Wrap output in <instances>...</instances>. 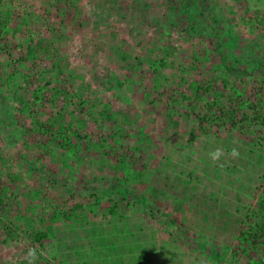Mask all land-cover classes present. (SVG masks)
<instances>
[{"label":"rangeland","instance_id":"rangeland-1","mask_svg":"<svg viewBox=\"0 0 264 264\" xmlns=\"http://www.w3.org/2000/svg\"><path fill=\"white\" fill-rule=\"evenodd\" d=\"M124 215L149 264H264V0H0V264H105Z\"/></svg>","mask_w":264,"mask_h":264},{"label":"trees","instance_id":"trees-1","mask_svg":"<svg viewBox=\"0 0 264 264\" xmlns=\"http://www.w3.org/2000/svg\"><path fill=\"white\" fill-rule=\"evenodd\" d=\"M167 156L162 155L160 157V162L163 163L162 167H157L155 169V175H158L159 178H156V183H153L160 187L170 189L172 187H176V184L187 185L190 183L192 177V171H185V168L179 167L175 162H172ZM169 165V168H164L165 166ZM159 179V180H158ZM173 180L172 183H167L166 180ZM182 181V182H177ZM158 181V183H157ZM160 181V182H159ZM194 188V186H192ZM185 190L184 188H182ZM213 193L210 192L209 196L212 198ZM208 197L203 199V204H207ZM115 205L110 206L109 211L110 213L115 212ZM219 214L222 218H229L232 214L230 212H223L222 210L219 211ZM108 227L106 228L103 224L91 222L90 230L91 240L97 244L98 247H94L96 253L94 255H103L106 254L103 259L105 264H149L147 262L151 261V257L153 256L154 260H158L159 256L156 252V241L154 237V232L152 228H146L143 222L138 218L132 215H124L118 216L117 219L109 220ZM227 221L222 220L218 221V227H225ZM86 228V230H88ZM31 237L34 241L39 242L41 238L45 236V232L35 230L30 231ZM102 233H105L103 237L101 236ZM107 240L106 241L104 240ZM105 244L107 246H105ZM60 246V244H59ZM160 247H163L161 245ZM162 252H160V256L163 258L159 260V264H165L164 260L168 257L170 262L166 264H175L176 257L175 252L173 253L168 247L164 246L162 248ZM161 250V249H160ZM115 251L122 253L120 256L118 255L116 258H112L109 256V253ZM179 252L180 254L182 251H176V254ZM130 254L129 256H124L123 254ZM173 257V258H172ZM129 258V260H127ZM103 261V262H104Z\"/></svg>","mask_w":264,"mask_h":264},{"label":"clouds","instance_id":"clouds-1","mask_svg":"<svg viewBox=\"0 0 264 264\" xmlns=\"http://www.w3.org/2000/svg\"><path fill=\"white\" fill-rule=\"evenodd\" d=\"M234 156L238 155V153L236 152V150H233L232 153ZM223 155V152L221 149H216L214 152L210 153V159H212L213 162H217L220 160L221 156Z\"/></svg>","mask_w":264,"mask_h":264}]
</instances>
